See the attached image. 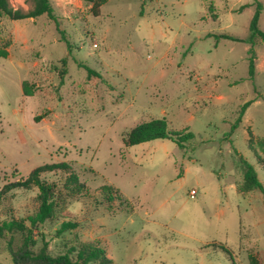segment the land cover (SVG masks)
Listing matches in <instances>:
<instances>
[{"label": "rangeland", "instance_id": "1", "mask_svg": "<svg viewBox=\"0 0 264 264\" xmlns=\"http://www.w3.org/2000/svg\"><path fill=\"white\" fill-rule=\"evenodd\" d=\"M50 1L56 21L0 18V47L9 51L0 58V192L56 163H68L89 191L68 207L77 227L58 235L64 218L46 223L35 250L42 239L53 256L96 242L114 264H251V255L264 264L263 196L237 190L240 158L264 184V154L254 143L259 160L250 143L264 139V42H244L257 2L264 32V0H150L143 14V0H109L99 17L81 0ZM155 118L195 139L184 149L169 140L125 146L132 128ZM42 177L60 182L62 174ZM104 185L122 200L107 205ZM37 193L4 195L0 220L32 215ZM7 241L1 264H11Z\"/></svg>", "mask_w": 264, "mask_h": 264}, {"label": "trees", "instance_id": "2", "mask_svg": "<svg viewBox=\"0 0 264 264\" xmlns=\"http://www.w3.org/2000/svg\"><path fill=\"white\" fill-rule=\"evenodd\" d=\"M34 8L28 13L21 10L14 9L9 0H0V18H8L14 21L36 19L46 15L50 20L56 21L54 8L50 0H33ZM92 5V13L95 17H99L102 7L109 0H81ZM150 0H143L142 11L145 2ZM257 9L254 17L250 23L249 36L244 41L253 46L256 40L264 42V32L259 28V20L262 13L261 3H256ZM215 38L237 40L225 35H214ZM62 40L66 42L69 52H71V45L68 40L63 37ZM249 77L254 81L255 77V52L251 48L249 50ZM9 51L7 47H0V58H8ZM62 64L67 65V58L62 59ZM85 67V66H84ZM89 76H98L96 72L85 67ZM63 74L61 79H63ZM23 92L26 96L32 94L28 87V83L24 82ZM250 103L245 104L241 110V114L233 130L238 128L242 122V118ZM42 117H36L38 122ZM195 135L189 130L176 131L170 128L166 119L155 118L132 128L124 138L126 147L138 146L144 143L155 140H169L178 147L184 149L193 140ZM251 149L256 153L259 160L260 156L254 147L257 144L258 150L264 154V139H257L255 141L252 136L250 139ZM241 172V182L237 185V190L242 196H247L253 192H260L263 196L264 202V184L261 182L258 172L253 164L247 159L240 158L238 161ZM62 174L60 182H50L44 179V174ZM37 190L36 202L37 210L26 218L9 217L0 220V240L8 239L6 244V251L10 255L11 264H114L108 257L107 252L99 246L96 242H80L71 247L67 254L53 256L50 254L47 243L44 239L40 250L36 251L35 247L38 244L35 230L39 229L48 222L57 220L63 217L64 220L58 230V235L74 230L77 223L68 220V207L71 203L79 200L81 197L88 194V186L80 180L78 174L74 172L68 163L46 164L34 169L28 177H21L13 183H9L0 192V201L4 195L14 190ZM103 200L107 205H111L116 200H122L120 191L116 190L111 185H104L101 188ZM126 202V201H125ZM128 203V201H127ZM17 240V244L15 243ZM211 247H220L227 251L222 245L213 244ZM74 256V257H73ZM251 264H260L256 256H250ZM1 264V263H0Z\"/></svg>", "mask_w": 264, "mask_h": 264}, {"label": "built area", "instance_id": "3", "mask_svg": "<svg viewBox=\"0 0 264 264\" xmlns=\"http://www.w3.org/2000/svg\"><path fill=\"white\" fill-rule=\"evenodd\" d=\"M190 196H191V198H195L197 196V191L196 190H192L190 192Z\"/></svg>", "mask_w": 264, "mask_h": 264}]
</instances>
